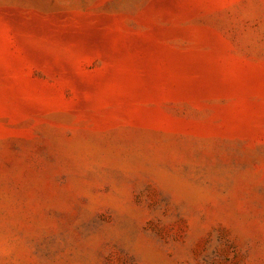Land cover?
<instances>
[{
  "label": "rangeland",
  "instance_id": "374dc122",
  "mask_svg": "<svg viewBox=\"0 0 264 264\" xmlns=\"http://www.w3.org/2000/svg\"><path fill=\"white\" fill-rule=\"evenodd\" d=\"M0 264H264V0H0Z\"/></svg>",
  "mask_w": 264,
  "mask_h": 264
}]
</instances>
